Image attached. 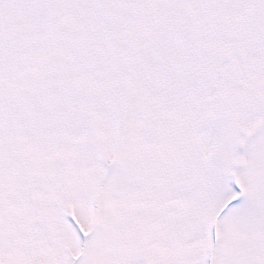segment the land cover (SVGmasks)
Masks as SVG:
<instances>
[{
  "label": "snow or ice",
  "instance_id": "obj_1",
  "mask_svg": "<svg viewBox=\"0 0 264 264\" xmlns=\"http://www.w3.org/2000/svg\"><path fill=\"white\" fill-rule=\"evenodd\" d=\"M0 264H264V0H0Z\"/></svg>",
  "mask_w": 264,
  "mask_h": 264
}]
</instances>
